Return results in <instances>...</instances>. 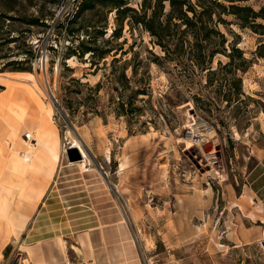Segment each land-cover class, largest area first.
<instances>
[{
    "label": "rangeland",
    "instance_id": "rangeland-1",
    "mask_svg": "<svg viewBox=\"0 0 264 264\" xmlns=\"http://www.w3.org/2000/svg\"><path fill=\"white\" fill-rule=\"evenodd\" d=\"M81 3L76 9L72 0H0V42L11 40L0 45V79L29 85L35 76L36 99L53 110L52 119L40 114L61 141L62 168L44 196L50 209L42 218L63 220L64 228L38 220L32 226L40 236L81 227L66 239L92 248L131 237L136 264H264V56L257 51L264 54V28H240L222 14L229 24L218 28L246 62L238 53L233 59L219 53L209 73L164 57L146 30L129 25V12L119 29L111 5ZM85 46L103 57L80 55ZM2 81L0 100L19 106L25 90L19 97L6 80L8 95ZM71 136L80 140L87 168L76 165L84 157ZM10 238L16 247L25 239L0 218L2 243ZM17 251H0V264Z\"/></svg>",
    "mask_w": 264,
    "mask_h": 264
},
{
    "label": "crops",
    "instance_id": "crops-1",
    "mask_svg": "<svg viewBox=\"0 0 264 264\" xmlns=\"http://www.w3.org/2000/svg\"><path fill=\"white\" fill-rule=\"evenodd\" d=\"M0 80H12L16 88L19 89V97L22 95L21 91L25 90L23 97L17 102L19 106L14 107L17 110H6L5 107L0 109V120L3 119L2 122L5 123V126L0 123V128L3 129H0V218L7 220L11 235L25 238L18 242H23L29 247L32 258L34 262L37 261V264H136L137 253L131 237L118 246L110 245V242L105 241L107 244L105 243L106 245L104 244L102 248L96 246L92 248L87 241H84L85 246H82L75 237V245L66 239L81 227L72 233L67 231L65 235L59 231L60 228L51 229L46 232V235L40 236L37 229L32 226V222L38 220L41 223L52 222L57 226L62 225L64 228L63 220L50 217L42 218L46 215L43 212L46 213L47 209H50L45 207L50 204H44V196L51 190L58 169L62 168L60 140L56 136V133L59 135V132L50 120L42 119L40 109L44 106L36 99L37 95L31 85L26 84L28 82L20 78H1ZM3 86L4 91H8L9 95L10 89L5 87L4 82ZM10 93L15 95L12 91ZM8 124L12 127H8ZM26 126L31 130L32 135L36 130L37 145L33 152L29 148V152L24 153L21 160L10 151L14 149V135L18 133V136L23 138L24 133L29 132V130L23 131ZM25 157L28 159L26 160ZM79 170L84 172L83 169ZM20 213L27 214L26 226L22 230H20ZM0 243H2V239H0ZM17 247L14 238H10L0 248L1 255L4 256L6 253L11 255ZM69 254H75L72 260L76 262L69 258ZM31 264H34L33 261Z\"/></svg>",
    "mask_w": 264,
    "mask_h": 264
},
{
    "label": "trees",
    "instance_id": "trees-1",
    "mask_svg": "<svg viewBox=\"0 0 264 264\" xmlns=\"http://www.w3.org/2000/svg\"><path fill=\"white\" fill-rule=\"evenodd\" d=\"M233 2L234 0H140L138 7H133L127 5L126 0H82L81 8H91L94 3L111 5L117 13V20H120L119 29L126 18L124 14L129 12V25H140L146 30L155 44L163 50L164 57L177 62L188 61L195 70L197 67L201 71L213 73L218 67L212 69L211 63L219 53H227L226 56L232 59L233 54L238 53L241 61L246 62L240 49L236 47L234 38L228 42L225 34L218 28L219 23L224 26L229 24L222 14L233 15L234 23L240 28L247 25L251 28H264L263 23L257 22L258 18L264 20V6L254 10L249 5H236ZM112 35L120 37L117 28L112 30ZM10 41L6 39L0 45ZM226 44L230 46L229 52H226ZM257 51L260 56H264L259 52V47ZM83 53L103 57L102 53L98 54L96 49L87 46L81 47L79 54ZM218 66L222 68L226 64L221 65L218 61ZM235 73L232 74L233 81L240 82Z\"/></svg>",
    "mask_w": 264,
    "mask_h": 264
},
{
    "label": "bare ground",
    "instance_id": "bare-ground-1",
    "mask_svg": "<svg viewBox=\"0 0 264 264\" xmlns=\"http://www.w3.org/2000/svg\"><path fill=\"white\" fill-rule=\"evenodd\" d=\"M48 55H44L42 58H41V62H42V70H43V74H44V80H45V82L46 83H48V79H47V66H48ZM54 71H56V74L58 73V71H59V68H58V65H57V67L55 68V70ZM32 81L33 82H36V84L38 85V83H37V80H36V78H35V76L32 78ZM31 81V85H34V83ZM9 82H12L11 80H8L7 81V84L9 85ZM45 83V84H46ZM36 85V86H37ZM39 87V86H38ZM40 88V87H39ZM18 91V90H17ZM14 92V91H13ZM51 92H52V90H51ZM15 94H16V92H15ZM51 95H54L53 94V92L51 93ZM0 105L3 107V105L6 107V110L8 109V110H13L14 108L12 107L14 104H11V105H9L6 101H1L0 100ZM43 109V113H45V115H46V117L48 118V119H52L51 117H52V114H53V110L51 109V107H47V108H42ZM41 109V110H42ZM6 116V115H5ZM4 117V116H3ZM7 117H8V115H7ZM6 118V117H5ZM9 118V117H8ZM3 120V119H2ZM4 120H6V119H4ZM8 120V119H7ZM6 120V121H7ZM10 120V119H9ZM1 123V122H0ZM3 123V122H2ZM8 127H12L11 125H7ZM4 132V131H3ZM17 133V132H16ZM26 133V132H25ZM29 133L32 135V132H30L29 131ZM67 134L69 135L70 134V132L69 131H67ZM72 134V133H71ZM70 134V135H71ZM15 136V142H14V150H13V154L15 153V157H17V158H19V159H21L22 160V156H23V154L24 153H26L27 154V152H29V148H31V149H35V147H36V145H37V141H35L34 140V136H36V130L33 132V135H32V139H26L25 137H23V138H21V137H19L18 136V133H17V135H14ZM36 139V138H35ZM70 141H71V143H73L72 144V148H74L75 150H79L80 152H81V154L83 155V157H84V160L83 161H80V162H77V166H81V167H85V168H87V164H86V161H87V156H86V154H85V152H84V149H82V146H81V143H80V140L78 139V137H76V136H71L70 137ZM59 140H60V137H59ZM36 143V144H35ZM35 144V145H34ZM60 144H61V141H60ZM70 147V148H71ZM32 152H33V150H31ZM68 163H70V161H68ZM69 165H75L74 163H70ZM26 207V206H25ZM25 213H27V211H25ZM20 217H19V219H20V230H22L25 226H26V218H27V214H24V213H20V215H19ZM30 230V229H29ZM19 243V242H18ZM18 248H19V250H21L20 251V253L19 254H22V257H24L25 258V262H29V261H33V263L34 264H37L36 262V260H35V262H34V260H33V258H32V253H31V251H30V249H29V247L28 246H26L23 242L22 243H19L18 244ZM22 249H24V251H26L27 252V256H26V252H24ZM25 254V256H23ZM69 264V263H68Z\"/></svg>",
    "mask_w": 264,
    "mask_h": 264
},
{
    "label": "built area",
    "instance_id": "built-area-1",
    "mask_svg": "<svg viewBox=\"0 0 264 264\" xmlns=\"http://www.w3.org/2000/svg\"><path fill=\"white\" fill-rule=\"evenodd\" d=\"M81 0H72L75 4V8H78V5L80 4ZM24 137L26 139H32V135L29 132L24 133ZM20 252L17 251V253L9 260L6 264H31L30 262H25V258L22 257V254H19ZM24 256V255H23Z\"/></svg>",
    "mask_w": 264,
    "mask_h": 264
}]
</instances>
